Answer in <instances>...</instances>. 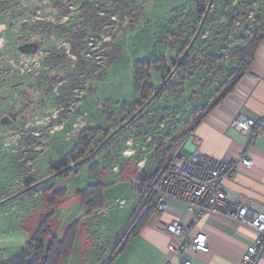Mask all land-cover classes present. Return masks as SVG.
<instances>
[{
    "label": "rangeland",
    "instance_id": "rangeland-1",
    "mask_svg": "<svg viewBox=\"0 0 264 264\" xmlns=\"http://www.w3.org/2000/svg\"><path fill=\"white\" fill-rule=\"evenodd\" d=\"M203 1L0 0V264L26 250L50 214L60 242L75 227L60 264L99 263L117 234L130 230L126 212L137 206L136 215L141 206L132 194L139 166L151 174L163 154L178 149L186 122L240 74L243 66L231 56L264 21V0H209L201 24ZM85 4L97 10L92 18ZM243 10L249 16L231 27ZM67 11L70 20L60 17ZM67 29L80 45L78 59ZM209 56L222 61L212 66ZM185 58L188 68L180 67ZM138 62L153 64L145 97L134 89ZM152 90L159 97L139 114ZM124 105L141 106L130 112ZM98 182L112 187L110 199L91 214L92 201L74 191ZM118 195L130 200L126 210ZM87 201L84 211L76 205L59 212Z\"/></svg>",
    "mask_w": 264,
    "mask_h": 264
},
{
    "label": "crops",
    "instance_id": "crops-1",
    "mask_svg": "<svg viewBox=\"0 0 264 264\" xmlns=\"http://www.w3.org/2000/svg\"><path fill=\"white\" fill-rule=\"evenodd\" d=\"M239 113L250 117H264V41L259 45L250 69L240 78L233 91L200 123L186 131L184 137L182 136L181 157L187 158L198 150L215 160L237 161L249 146V135L233 125ZM252 151L254 167L251 170L239 167L236 180L230 186L229 196L232 200L248 201L256 212L264 214V137L256 142ZM140 165L143 166V162ZM114 176H118L117 172ZM120 184L114 188L123 187ZM108 188L112 187L109 185L105 187L104 204L110 199L107 196ZM82 189L85 188L78 187L73 190L75 193ZM118 196L120 197L116 201L122 204L120 210H126L130 200L123 195ZM84 204L85 202L79 204L69 202L62 206L59 212L69 210L76 205L84 211ZM136 208L137 206L131 212H126L128 223H131ZM174 221L181 222L185 227L183 237H170L163 231V225ZM198 233L207 236L210 253L191 257L193 264H243L247 247L256 239V233L252 229L219 216L195 219L186 212L182 203L171 200L166 213L160 216L154 213L136 234L128 233L127 229L124 233L117 234L119 238L116 244H119L124 236L123 246L111 264H167L168 262L180 264L181 257L170 254L168 246L179 245L184 238L190 239ZM258 264H264V258Z\"/></svg>",
    "mask_w": 264,
    "mask_h": 264
},
{
    "label": "built area",
    "instance_id": "built-area-1",
    "mask_svg": "<svg viewBox=\"0 0 264 264\" xmlns=\"http://www.w3.org/2000/svg\"><path fill=\"white\" fill-rule=\"evenodd\" d=\"M233 125L249 135L248 149L235 162L212 159L195 150L189 157H181L176 149L165 170L155 181L143 183L139 178L132 182V193L141 206L131 223L141 220L148 212V205L155 214L167 212L171 200L182 203L186 212L195 219L219 216L234 221L256 233L255 241L247 247L243 264H258L264 258V214L258 213L246 200H232L230 186L236 180L239 167L247 170L254 167L253 147L264 137V117H250L239 113ZM163 231L170 237H183L185 227L174 221L163 225ZM123 239L116 244L98 264H111L123 246ZM168 252L180 256V264H193L191 257L210 253L208 238L198 233L190 239L184 238L179 245L170 244ZM167 264H170L169 262Z\"/></svg>",
    "mask_w": 264,
    "mask_h": 264
},
{
    "label": "trees",
    "instance_id": "trees-1",
    "mask_svg": "<svg viewBox=\"0 0 264 264\" xmlns=\"http://www.w3.org/2000/svg\"><path fill=\"white\" fill-rule=\"evenodd\" d=\"M245 1H248V0H245ZM235 2H237V6H238L239 0H235ZM211 6H213V4H212V2L210 3L209 0L203 1L202 3L197 5L198 13L200 15L204 16L201 24L205 23V19L207 18V11H209ZM54 8L56 9L57 6H55ZM85 8H86V12H85L86 14L85 15L87 18H92L96 14L95 12H97V10L94 8V6L85 4ZM207 8H209V9L207 10ZM58 9H61V8H58ZM61 11H63V10H61ZM234 11H237V9H234ZM244 12L245 13H243V14H240V13L235 14L236 16H234V18L232 19L231 27H233L234 24H239L240 22H242L243 20H245L249 16L246 13V11H244ZM70 15H71V13L69 11H67L66 13L62 14L60 17H62V18L66 17V18H68V20H70ZM53 28L57 29L56 27H53ZM53 28L52 29L50 28V29L52 31H54ZM63 31L65 32L66 36H69V41H70V43H72V45H71L72 46V48H71L72 56L74 58H77V57L79 58L80 45H78V46L76 45V42H75L76 39H75V36L73 34V31L69 30V29L63 30ZM83 36H85V34H83ZM80 39H82V37ZM263 41H264V21H263L262 25L260 26V28H258V30L253 34V37L250 40H249V38H246V41L243 42L244 45L242 47L238 48L234 52V54L231 56L232 59L237 60L241 64V66H243L240 74H238V75H236L230 79V81L227 83L228 88L220 94V96L218 97V99L216 101H214L212 104H210L208 108H204V110L202 112H200L197 117H193V118L191 117L186 122V125H185L186 130H185L184 134L186 133V131H189L194 126H196L198 123H200L207 115H209L212 112L213 109H215L220 104V102L222 100H224L233 91V88L238 83L240 78L245 73H247V71L250 69V67L254 61L255 53H256L259 45H261V43ZM54 58L55 57H53V60H54ZM220 61H222V58H219L217 56H209L207 58V63L211 64L212 66L219 63ZM189 66H190V63L187 61V58H185L184 60H182L180 62V67L188 68ZM152 68H153V64L151 62H138L135 65L134 89H135V92L137 94H141L143 97L146 96L147 90H150V88H148L147 86H148V82L150 81V79L152 77L151 76ZM159 95H160L159 92L157 93V91L152 90V95L149 99H147L146 103L143 104L142 106L139 105V106H141V109L138 111L139 114H142L144 109L147 108V105L151 104L154 101V100H152V98L154 96L159 97ZM139 106H137V105H130V106L124 105V110L130 111L132 108L139 107ZM98 133L99 132H97V134ZM110 136H111V134H109V136H107V140L110 138ZM183 137L181 136L177 141L176 140L174 141V143H175L174 148H180L181 140L183 139ZM98 148H99V146H98ZM98 148L96 150H98ZM173 152L174 151H172L171 155L166 156V157H165V154H163V160L159 163V165L156 167L154 172L151 174H146L144 169L142 170L141 167L139 166L138 174H136L137 175L136 178H139L145 184L155 181L156 178L161 173V171L165 170V168H166L165 166L168 164L170 158L172 157ZM73 156H74V158H76L75 155H73ZM91 157H92L91 155H87V156H84L83 159H88ZM76 161H78V159L75 160L74 162H76ZM132 161H133L132 166L134 167V169L137 170L136 164H134V160H132ZM127 163L129 164L130 161ZM62 167L63 166H60L57 169L59 171L60 170L63 171L64 168H62ZM86 189L87 190L79 191L77 193V196L80 197L84 201L88 200V197H89V200L92 201V203L89 205V208H90V211L92 214V212H94L98 209H101L104 206V201H103L104 200V194L103 193L105 191V186L102 183H98V184H94L92 186H89ZM60 193H61L60 194L61 199L65 198L67 195L65 190H61ZM83 196L85 198H82ZM88 201L85 203L88 204L89 203ZM138 203H140V202H138ZM53 204H54V202H53ZM149 206H150V204L147 206L149 209H148V212L145 214V216L141 220H137L136 222H134V224L132 225V227L130 228L128 233L132 232V233L136 234L141 229V227L148 221V219L155 213L154 210ZM51 215L52 214L48 215L49 217H47L45 219V221L43 222V224H41V226H42L46 223V225H47L46 228L42 229V227L40 226L38 232L35 233V235L30 240V242H28V244L26 246V250L21 252V254L18 257L12 259L7 264H60L61 260L64 257H66L67 254H69L72 251L71 249H72V246L74 243L73 240H74L75 234L71 238L72 235L70 233H71V231L75 230V227L74 226H73L74 228L71 227L69 229V232L67 233V235L60 242L57 238H55L51 234V231H50L51 221L54 219V217ZM127 236H128V234H127ZM48 241L50 242V244L47 246Z\"/></svg>",
    "mask_w": 264,
    "mask_h": 264
},
{
    "label": "flooded vegetation",
    "instance_id": "flooded-vegetation-1",
    "mask_svg": "<svg viewBox=\"0 0 264 264\" xmlns=\"http://www.w3.org/2000/svg\"><path fill=\"white\" fill-rule=\"evenodd\" d=\"M62 5H63V2H61V7H63Z\"/></svg>",
    "mask_w": 264,
    "mask_h": 264
}]
</instances>
